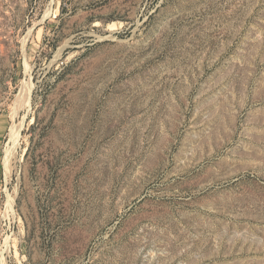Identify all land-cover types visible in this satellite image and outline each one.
<instances>
[{
	"label": "rangeland",
	"instance_id": "374dc122",
	"mask_svg": "<svg viewBox=\"0 0 264 264\" xmlns=\"http://www.w3.org/2000/svg\"><path fill=\"white\" fill-rule=\"evenodd\" d=\"M0 264H264V0H0Z\"/></svg>",
	"mask_w": 264,
	"mask_h": 264
},
{
	"label": "bare ground",
	"instance_id": "6f19581e",
	"mask_svg": "<svg viewBox=\"0 0 264 264\" xmlns=\"http://www.w3.org/2000/svg\"><path fill=\"white\" fill-rule=\"evenodd\" d=\"M26 91H28L27 87L23 86L20 92H21V93L24 92L25 97H26V96H27V95H26ZM27 93H28V92H27ZM22 95H23V94H22ZM23 96H24V95H23ZM17 135H18V131H16V128H15V127H12L11 132H10V138H11V139H16Z\"/></svg>",
	"mask_w": 264,
	"mask_h": 264
}]
</instances>
